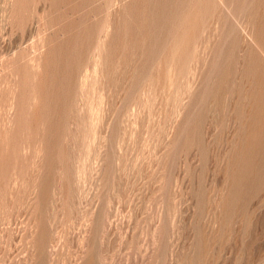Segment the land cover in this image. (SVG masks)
<instances>
[{
    "label": "rangeland",
    "instance_id": "rangeland-1",
    "mask_svg": "<svg viewBox=\"0 0 264 264\" xmlns=\"http://www.w3.org/2000/svg\"><path fill=\"white\" fill-rule=\"evenodd\" d=\"M0 264H264V0H0Z\"/></svg>",
    "mask_w": 264,
    "mask_h": 264
}]
</instances>
